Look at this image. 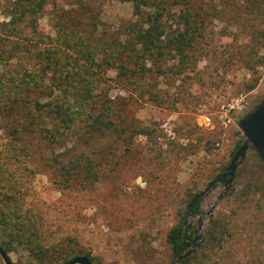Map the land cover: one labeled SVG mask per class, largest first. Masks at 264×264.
Listing matches in <instances>:
<instances>
[{
  "label": "trees",
  "instance_id": "obj_1",
  "mask_svg": "<svg viewBox=\"0 0 264 264\" xmlns=\"http://www.w3.org/2000/svg\"><path fill=\"white\" fill-rule=\"evenodd\" d=\"M102 1L52 0L54 35L38 27L47 0H10L0 21V246L10 260L9 252L22 248L29 253L28 264H68L78 256L93 261L83 247H74V237L49 242L42 234L39 214L25 201L26 176L35 170L29 162L37 152L60 185L93 184L112 147H101L94 158L84 149L69 153V140L90 144L109 134L128 149L137 136L146 135L125 97H108V70H115L114 80L125 90L149 100L155 94L149 80L166 74L163 62L177 60L168 67L170 76L183 80L188 64L209 52L198 43L208 38L214 21L242 26L251 49L264 48V0H118L130 2L132 13L117 26L102 21ZM222 174L217 178L226 182ZM251 186L264 190L263 182ZM199 193L191 195L167 231L172 255L199 241L195 221H201L204 194ZM228 234L224 221L211 220L199 246L178 263L210 258Z\"/></svg>",
  "mask_w": 264,
  "mask_h": 264
},
{
  "label": "rangeland",
  "instance_id": "obj_2",
  "mask_svg": "<svg viewBox=\"0 0 264 264\" xmlns=\"http://www.w3.org/2000/svg\"><path fill=\"white\" fill-rule=\"evenodd\" d=\"M9 1L0 0V21L6 19ZM98 4L106 26H117L132 13L130 2ZM50 13L52 0H47L38 27L54 35ZM206 34L198 46L209 52L188 64L185 79L170 76L168 67L177 60L162 63L166 74L149 80L155 85L149 100L117 84L114 69L106 72L108 97H125L126 107L148 132L128 149L109 134L90 144L69 140V153L84 149L94 158L101 147H112L98 181L60 185L44 155L32 152L29 165L35 170L26 176L25 201L39 214L49 242L74 237V247L88 251L92 264H170L167 231L179 221L191 195L207 188L201 221H195L200 242L213 219L224 221L229 234L222 249L197 264H264V190L251 186L264 183V163L253 149L206 215L224 190L217 175L226 171L243 139L238 119L264 99V48L251 49L242 26L214 21ZM9 256L14 264H28L29 253L22 248ZM0 264H5L1 256Z\"/></svg>",
  "mask_w": 264,
  "mask_h": 264
},
{
  "label": "water",
  "instance_id": "obj_3",
  "mask_svg": "<svg viewBox=\"0 0 264 264\" xmlns=\"http://www.w3.org/2000/svg\"><path fill=\"white\" fill-rule=\"evenodd\" d=\"M237 124L239 129L243 133L242 142L236 148L233 156L230 159L226 171L222 174L223 176L226 175L228 177L227 181L225 182L224 190L216 197L215 203L210 207V209L207 210L206 215L211 212L216 202L219 201L230 188L235 176L236 169L239 163L246 157L247 151L250 148L259 155L264 163V99L251 111L240 117ZM206 190L207 188L201 191L199 194H203ZM199 243L200 239L194 247H192L185 253L181 255L174 254L170 264H175L180 259L186 258L199 246ZM0 256L5 264H12L8 255L4 252L1 246ZM68 264H92V262L87 256H78L71 260Z\"/></svg>",
  "mask_w": 264,
  "mask_h": 264
},
{
  "label": "flooded vegetation",
  "instance_id": "obj_4",
  "mask_svg": "<svg viewBox=\"0 0 264 264\" xmlns=\"http://www.w3.org/2000/svg\"><path fill=\"white\" fill-rule=\"evenodd\" d=\"M219 181L221 182V178H219Z\"/></svg>",
  "mask_w": 264,
  "mask_h": 264
}]
</instances>
